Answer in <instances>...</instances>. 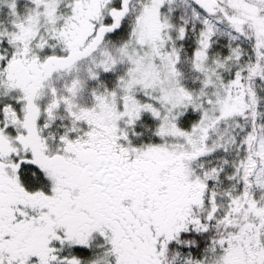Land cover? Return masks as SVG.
Here are the masks:
<instances>
[{"label": "snow or ice", "instance_id": "obj_1", "mask_svg": "<svg viewBox=\"0 0 264 264\" xmlns=\"http://www.w3.org/2000/svg\"><path fill=\"white\" fill-rule=\"evenodd\" d=\"M0 264H264V0H0Z\"/></svg>", "mask_w": 264, "mask_h": 264}]
</instances>
